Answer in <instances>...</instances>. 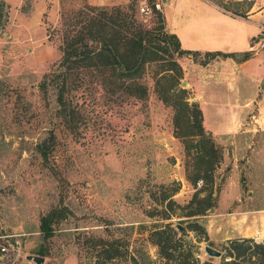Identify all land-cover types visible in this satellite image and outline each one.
Masks as SVG:
<instances>
[{"label":"rangeland","instance_id":"obj_1","mask_svg":"<svg viewBox=\"0 0 264 264\" xmlns=\"http://www.w3.org/2000/svg\"><path fill=\"white\" fill-rule=\"evenodd\" d=\"M130 1L0 0V264H36L27 254H39L43 246L46 254H39L44 256L41 264H92L87 235H105V229L118 240L120 253L145 249L152 262L159 264L157 247L148 240L149 229L158 220L170 221L178 231L184 229L201 260L209 257L206 244L224 253L221 246L231 238L264 241V226L258 218L264 215V132H236L233 124L229 130L234 133L214 138L203 125L222 157L210 170V181L200 178L202 183L191 184L187 174H193L192 160L185 156L183 144L186 137L175 136V109L165 105L155 91V76L167 67L166 61L146 65L140 79L147 86L144 99L124 90L110 93L95 72L85 74L83 84L66 95L75 108L67 118L58 116L54 89L49 88L46 95L40 91L43 75L61 57L62 12L84 2L112 6ZM208 1L219 7L239 2L241 11L252 2ZM134 10L145 28L165 25L161 0H134ZM262 26L253 52H264ZM173 57L178 66L171 74L178 80L177 87L188 91V100L197 102L203 115L207 85L225 84L218 74L227 56L192 51ZM209 63L217 66L216 78L205 74ZM255 73L256 67L250 66L238 82ZM204 109L206 125L214 123L215 113ZM228 113L232 119L235 112ZM39 142L50 149L46 160L36 149ZM168 194L170 201L164 200ZM205 204L211 206L204 213L186 215ZM61 205L68 208V215L54 225V235L45 239L40 216ZM193 220L209 228L206 239L199 228L190 229Z\"/></svg>","mask_w":264,"mask_h":264},{"label":"trees","instance_id":"obj_2","mask_svg":"<svg viewBox=\"0 0 264 264\" xmlns=\"http://www.w3.org/2000/svg\"><path fill=\"white\" fill-rule=\"evenodd\" d=\"M240 5L241 3L236 2L234 6H223V9L244 17L245 12L238 8ZM61 25V57L56 67L45 73L39 83V89L45 95L49 88L54 89L58 116L67 118V115L75 113V108L66 95L83 84L85 74L95 72L102 86L110 93L124 90L144 99L147 97V86L140 79L146 65L166 61L167 67L163 66L162 71L155 76V91L165 105L175 109V136L186 137L183 140L185 156L191 158L193 170V174H187L190 183L197 184L198 180H202L200 178L210 181V170L220 160L222 153L204 129L198 103L188 100V91L177 87L178 80L171 74L178 66L173 55L181 56L192 51L183 50L177 36L169 32L162 23L145 28L136 18L134 0L125 5L112 6L84 2L74 10L62 12ZM162 53L169 57L161 58ZM205 54H221L243 62L251 58L254 52L248 50L230 54ZM180 75L178 72V79ZM164 81L170 83L164 86ZM183 127L185 130L178 132ZM54 137L51 133L50 138L55 139ZM36 149L44 160L48 158L50 149L45 142L37 143ZM194 196L196 197V193ZM206 196L203 195V198ZM165 199L170 201V195H165ZM210 206L205 204L186 215L202 214ZM67 215L68 208L65 205L52 207L42 214L39 223L42 236L45 239L53 236L54 225ZM168 217L165 215L163 218ZM197 228L206 239V229L193 220L190 229L196 231ZM105 230V235H87L85 242L91 250L92 264H154L145 249L142 253L135 248L127 251L126 247L127 253H120L118 240L111 236L109 229ZM148 240L157 247L159 264H264V241L254 240L252 237L228 239L221 246L224 253L219 261L211 256L201 260L197 255L196 244L186 237L185 230L178 231L170 221H155L149 229ZM38 253L46 254L44 246Z\"/></svg>","mask_w":264,"mask_h":264},{"label":"crops","instance_id":"obj_3","mask_svg":"<svg viewBox=\"0 0 264 264\" xmlns=\"http://www.w3.org/2000/svg\"><path fill=\"white\" fill-rule=\"evenodd\" d=\"M161 11L167 30L177 36L183 50L230 54L253 51L260 43L257 40L261 25L264 24V0H252L249 7L243 11L244 17L227 12L223 7L208 0H161ZM263 64V51L254 52L251 58L243 62H237L229 56L222 62V70L218 77L225 80V84L217 86L210 82L205 93L207 95L205 104L202 105L203 125L211 131L214 138L234 133L229 130L233 124L236 132L240 130L264 132ZM250 66H255L257 73L247 74L245 80L239 83L240 74ZM206 67L210 70L206 68L205 74L216 78L214 71L217 66L209 63ZM205 106L207 110L215 113L214 123L210 125H206ZM217 110L219 114L216 113ZM226 112L228 119L225 118ZM228 112H235L232 119ZM249 114L251 120H248ZM261 144L264 152V136ZM258 218L260 225L264 226V215ZM206 229L210 235L209 228Z\"/></svg>","mask_w":264,"mask_h":264},{"label":"water","instance_id":"obj_4","mask_svg":"<svg viewBox=\"0 0 264 264\" xmlns=\"http://www.w3.org/2000/svg\"><path fill=\"white\" fill-rule=\"evenodd\" d=\"M182 85H185V82H182ZM177 225H178L177 227L181 230L182 225L181 224H177ZM204 250L209 256L219 257L222 255L221 250H219V249H217V248H215L209 244H206L204 246ZM27 258L33 259L36 264H41V262L44 259V256L39 255V254H27Z\"/></svg>","mask_w":264,"mask_h":264},{"label":"built area","instance_id":"obj_5","mask_svg":"<svg viewBox=\"0 0 264 264\" xmlns=\"http://www.w3.org/2000/svg\"><path fill=\"white\" fill-rule=\"evenodd\" d=\"M154 5H155V7H156L157 9L160 8V4H159V2H156ZM140 10H141V12H143V13H147V11H148L146 7H141ZM262 27L264 28V26H262ZM200 183H202V180H198V181H197V184H200ZM2 249H5V247H2Z\"/></svg>","mask_w":264,"mask_h":264}]
</instances>
